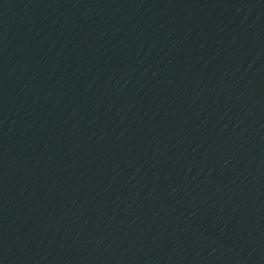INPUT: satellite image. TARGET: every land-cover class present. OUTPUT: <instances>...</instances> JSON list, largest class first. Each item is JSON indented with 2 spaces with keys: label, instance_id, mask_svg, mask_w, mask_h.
Returning a JSON list of instances; mask_svg holds the SVG:
<instances>
[{
  "label": "water",
  "instance_id": "1",
  "mask_svg": "<svg viewBox=\"0 0 264 264\" xmlns=\"http://www.w3.org/2000/svg\"><path fill=\"white\" fill-rule=\"evenodd\" d=\"M0 264H264L242 0H0Z\"/></svg>",
  "mask_w": 264,
  "mask_h": 264
}]
</instances>
